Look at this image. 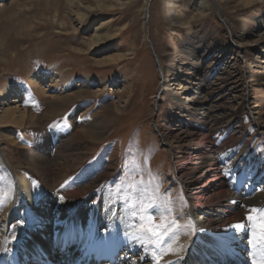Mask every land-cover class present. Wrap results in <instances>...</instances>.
I'll return each mask as SVG.
<instances>
[{
    "label": "rangeland",
    "instance_id": "1",
    "mask_svg": "<svg viewBox=\"0 0 264 264\" xmlns=\"http://www.w3.org/2000/svg\"><path fill=\"white\" fill-rule=\"evenodd\" d=\"M173 1L121 0L123 5L117 7L114 12L94 13L88 20L103 23L110 19V29L117 32L111 40L88 50V40L92 35L88 31L87 21L82 27L75 24L72 21L73 16L70 17L66 0H0V91L9 86H17L23 96L21 102H18V98L8 103L7 98L0 100V120L7 115L8 108L14 110L18 106L20 112L26 109L28 113L38 115L45 108V103L52 104L53 100L57 101L60 98L58 95L68 96L84 92V96L73 103L71 108L63 109L62 113L55 111L60 114L54 113L47 123L44 122L46 126L44 125L41 130H46L50 134L59 131L69 134V130H72L70 118L78 116L85 124H90V121L98 122L103 138L102 141L91 145H85L81 140L75 139L76 143H81L77 152L86 155L83 165L72 171L70 176L58 185L44 186L31 171L27 170L26 160L20 154L21 146L32 148L28 138L33 140L39 129L25 122L19 126L10 124L7 125L10 127L4 129L1 127L5 124L0 123V136L3 138L1 143L6 149L5 159L17 174L24 173L23 175L29 178V191L32 193L33 201L46 195H56L65 199L69 207L78 209L87 199L91 201L89 197L103 198L109 206L118 204L120 210L135 225L138 221L130 216L129 211L124 210L120 197L123 195L124 186L133 181L143 180L144 185L152 190L159 185L156 197L162 205L170 206L171 209L176 207L179 212L190 206L181 178L178 176L180 171L175 172L172 157L167 151L170 148L157 131L175 132L182 126L196 129V123L203 120L202 109L198 106L190 117H186L169 95H165L163 99L158 98L162 80L159 65L162 70L170 69L173 64L178 67L180 62L177 55L182 51L183 42L187 41L198 44L199 49L196 47L198 56L202 55L197 71L208 69L211 71L210 64L221 52L226 59L234 57L235 41L243 43L257 41L256 45L249 47L252 53L264 51V38L258 40V36L263 34L261 25L248 29L253 23L251 18L263 13L264 0H256L252 7L234 12L219 10L220 16L216 13V7L219 9L218 4L214 5L219 3L218 0H211L214 8L205 17L196 18L192 22L189 20L195 15L196 9L192 5L195 0L180 2L176 0V6L171 9L173 13L175 12L174 17L169 23L165 11L169 9L167 3ZM243 16L250 18L243 21ZM219 17L225 22L221 23ZM65 18L67 21L71 20L69 22L75 31L68 28L60 29L57 24ZM187 21L189 22L185 25ZM170 24H173V27ZM75 48L80 49V52L76 53ZM119 54L122 58L118 60L116 56ZM192 62L193 60L186 61L183 70L178 73L179 79H185L191 72ZM221 71L222 66H217L212 78L214 79ZM39 72L47 73L46 75L50 72L59 73L60 77L56 76L55 81L62 82L61 92L49 90L50 84L46 83L43 85L46 93L42 95L46 99L38 97L29 82L33 75ZM258 86L261 87L255 88L256 95L250 94L249 102L260 109L264 107V96L258 93L264 92V85ZM215 97L214 93L212 98ZM250 103H239L234 125L233 122H229L230 118L215 125L216 133H223L232 125L237 127L238 133L233 134L232 139L229 133L228 137H222L223 139L218 136L217 142L220 143L222 140L225 151L229 148H247L250 158L255 155L262 157L264 135L260 134L259 128L264 127L261 128L262 125L258 124L260 122L264 124V114L256 116L250 109L252 105ZM117 106L122 107L119 113L115 110ZM75 107L79 109L75 110ZM258 119L261 121L257 124ZM10 132L11 136L14 134L12 138L15 137L16 146H10L5 139ZM215 136L216 140L217 135ZM2 163L0 154V193L7 196V202L0 207V211L11 204L10 197H14L13 178H10V175L4 178L1 173ZM87 171L91 172L87 176L91 179L89 183L94 181L92 188L81 197L69 194L70 189L67 188L69 185L72 186L71 182L81 174L86 176ZM7 172L4 174L7 175ZM150 175L155 178L151 184ZM81 180L85 182L86 178ZM245 180L243 186L251 181L247 178ZM117 185L122 186L119 192ZM259 185L261 184L256 183L255 187L258 188ZM244 188H240L239 191L245 190ZM150 211L155 215L153 210ZM171 216L175 217L173 210ZM26 221L28 224L32 223L28 216ZM180 224L182 228L179 237L181 234L185 236L182 243L185 248L194 238L196 227L190 218ZM189 225L191 227H188ZM12 230L13 228L9 229L10 234Z\"/></svg>",
    "mask_w": 264,
    "mask_h": 264
},
{
    "label": "bare ground",
    "instance_id": "2",
    "mask_svg": "<svg viewBox=\"0 0 264 264\" xmlns=\"http://www.w3.org/2000/svg\"><path fill=\"white\" fill-rule=\"evenodd\" d=\"M177 2L174 0L173 3H167L169 9L165 13L169 23L172 22L171 18L175 13L171 9ZM218 2L214 5L218 4L219 9L216 7V13L220 16L222 10L234 12L252 7L256 0H218ZM66 4L75 24L82 27L87 21L88 31L92 35L88 40V50L115 36L117 31L110 29V19L103 23L88 19L97 12H114L117 7L123 5L121 0H66ZM192 5L196 10L195 15L189 20L191 22L196 18L205 17L214 8L211 0H195ZM262 12L256 18H251L253 23L248 28L261 25L263 34L258 36V40L264 38V10ZM247 18L250 17L243 16L242 19L245 21ZM219 19L221 23L225 22L222 17ZM69 21L71 20L67 21L65 18L57 25L62 30L68 28L75 31ZM189 21L184 24L187 25ZM173 24L170 25L173 27ZM256 42L235 41L233 48L235 56L229 59L225 58L223 52L221 54L217 52L218 57L210 64L211 71L209 69L197 71L202 55L198 56V44L194 41L183 42L182 51L177 55L180 62L178 67L173 64L170 69L162 70L159 65L162 80L158 98L163 99L165 95H169L186 117H190L194 109L200 106L203 116V120L196 123V129L182 126L175 132L157 131L170 148L167 151L172 157L175 172L180 171L178 176L181 178L186 199L190 204L181 212L173 207V213L179 223H185L190 218L196 227L195 236L184 248L185 251L178 256L165 257L161 264H172L173 261L176 264H253V250L247 243L252 229L246 217L252 208L264 209V153L262 157L255 155L250 158L247 148H229L225 151L222 140L220 143L217 142L219 137L223 139L222 135L216 140L214 136L220 133H216L215 125L229 118V122H233L234 125L235 116L239 112L236 111L239 103H250V94L256 95L255 88L264 85V51L252 53L249 48L256 45ZM80 49L75 48L76 53H79ZM120 58H122L120 54L116 56V59ZM188 60H193L191 72L185 79H179L178 73L183 70ZM219 65L222 66V71L213 79L212 74ZM46 74L36 73L29 82L34 93L43 100L46 99L42 97L46 93L44 84H50L49 90L55 93L61 92L63 87L60 80L55 81L56 76L60 77L59 73ZM214 93L216 97L212 98ZM83 94L84 92L68 96L57 94L60 98L57 101L53 100L52 104L45 103V108L38 115L28 113L26 109L20 112L18 106L14 110L8 108L7 115L0 120V123L5 124L1 127L4 129L10 127L7 125L19 126L24 122L39 129L33 140L28 138L32 148L21 146L19 150L26 160L27 170L31 171L44 186L58 185L61 181H65L64 179L69 177L72 171L83 165L86 155L77 152L81 143H76L75 139L81 140L85 145L96 144L103 139L98 122L90 121V124H85L74 115L70 118L72 130H69V134L64 131L50 134L46 130H41L55 111L62 113L63 109L71 108L73 103L84 96ZM258 94L264 96L262 91ZM3 98H7V103L17 98L18 102H21L23 96L17 86H9L4 91H0V100ZM252 100L254 102V99ZM77 109L79 108L75 107V110ZM250 109L258 117L260 113L264 114V107L258 109L257 105L252 104ZM115 110L119 113L122 107L117 106ZM259 121L261 120L258 119L257 124ZM260 123L258 125H262L263 128L264 124ZM232 126L227 128L230 139L237 133V127L233 126L235 128L233 130ZM259 130H261L260 134L264 135V129L259 128ZM10 136L11 132L5 137L6 141L10 146H16L15 137ZM2 139L0 136V154L5 169H2L1 173L4 178L8 175L13 178L14 197H10L11 204L0 211V264H152L150 250L145 256L143 249H138L134 243H129L128 233L133 231V224L120 210L118 204L109 206L103 198L89 197L92 203L87 199L82 207L74 209L67 205L65 199L56 195H46L33 201L32 193L29 191V178L24 176V173L17 174L7 162ZM237 161L240 163L239 168L245 166L243 174L246 175L247 180H251L243 186L246 190L241 192L228 185L227 174L223 172L225 162L232 165ZM86 173H88L86 176L81 174L71 182L72 186L69 185L67 188L70 189L69 194L81 197L92 188L94 181L89 183L91 179L87 178L91 172ZM83 178H86L85 182H82ZM256 183L261 185L257 188ZM153 213L156 214L155 210ZM27 216L32 219L31 224L27 223ZM13 222L16 224L14 225ZM237 223H243L247 227L233 228L232 226ZM9 227L13 228L12 234L11 231L9 233ZM184 237L183 234L180 235L178 244L183 243ZM134 252L139 254L133 255ZM120 253L122 254L119 255ZM255 259L259 260L260 256L257 254Z\"/></svg>",
    "mask_w": 264,
    "mask_h": 264
},
{
    "label": "snow or ice",
    "instance_id": "3",
    "mask_svg": "<svg viewBox=\"0 0 264 264\" xmlns=\"http://www.w3.org/2000/svg\"><path fill=\"white\" fill-rule=\"evenodd\" d=\"M155 180L149 179V184ZM121 185H117L118 192ZM159 192V185L154 190L144 185L143 180L133 181L123 187V195L120 197L125 211L130 212V216L138 223L133 225V231L128 233L129 243H134L138 249L145 251V256L151 251L152 264H161V261L168 256H178L184 252V246L178 244L179 233L182 225L177 218L172 217L170 206L162 205L156 194ZM62 199V198H61ZM7 202V196L0 193V207ZM150 210H155L153 215ZM246 219L250 222L251 233L247 240L248 245L253 250V264H264V209L252 208ZM251 213H256L253 216ZM158 221V222H157ZM188 227H191L189 225ZM235 229L247 227L243 223L232 226ZM134 252L133 255H138ZM260 256L259 260L255 257ZM172 264H176L175 261Z\"/></svg>",
    "mask_w": 264,
    "mask_h": 264
},
{
    "label": "built area",
    "instance_id": "4",
    "mask_svg": "<svg viewBox=\"0 0 264 264\" xmlns=\"http://www.w3.org/2000/svg\"><path fill=\"white\" fill-rule=\"evenodd\" d=\"M220 135H222L221 137H223V138H226V137H228L227 135H228V130H226V131H224L222 134H220ZM218 133H217V137L218 136H220ZM230 158V157H229ZM239 161H237V162H234V163H232V165H229L228 163H226L225 162V165L223 166V172L225 173V174H227V179H226V181H227V183H228V185L230 184V187H231V183H232V178L234 177V176H231V175H235L236 173H238V172H240L241 170H244L245 169V166L243 165L242 167H240L239 168ZM231 166H233L232 168H230ZM239 170L238 172H236L237 170ZM239 192H241V191H239Z\"/></svg>",
    "mask_w": 264,
    "mask_h": 264
}]
</instances>
